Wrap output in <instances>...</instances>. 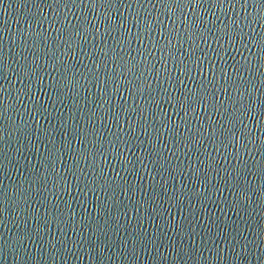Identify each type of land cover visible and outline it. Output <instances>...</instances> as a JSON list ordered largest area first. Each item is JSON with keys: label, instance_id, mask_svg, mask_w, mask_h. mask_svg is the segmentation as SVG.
Instances as JSON below:
<instances>
[{"label": "water", "instance_id": "95a60500", "mask_svg": "<svg viewBox=\"0 0 264 264\" xmlns=\"http://www.w3.org/2000/svg\"><path fill=\"white\" fill-rule=\"evenodd\" d=\"M0 264H264V0H0Z\"/></svg>", "mask_w": 264, "mask_h": 264}]
</instances>
